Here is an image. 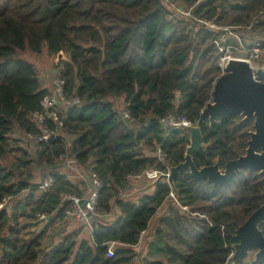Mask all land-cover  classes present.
I'll return each mask as SVG.
<instances>
[{
	"label": "trees",
	"instance_id": "trees-1",
	"mask_svg": "<svg viewBox=\"0 0 264 264\" xmlns=\"http://www.w3.org/2000/svg\"><path fill=\"white\" fill-rule=\"evenodd\" d=\"M169 1L191 15L162 0H0V264H227L237 229L264 204V176L241 170L216 187L183 169L174 191L162 181L147 193L135 177L184 162L190 135L165 128L169 115L201 129L197 168L223 170L246 154L254 121L202 115L221 76L222 35L203 21L263 40L264 0ZM41 57L58 58L68 103L63 126L47 118L54 133L33 144L50 94L32 61ZM76 168L102 184L91 236L81 223L46 245L69 196L86 193ZM251 253L236 264H264Z\"/></svg>",
	"mask_w": 264,
	"mask_h": 264
},
{
	"label": "water",
	"instance_id": "water-1",
	"mask_svg": "<svg viewBox=\"0 0 264 264\" xmlns=\"http://www.w3.org/2000/svg\"><path fill=\"white\" fill-rule=\"evenodd\" d=\"M262 75V71L257 72V76ZM202 115L209 119L210 124L230 116H241L244 121H254V131L250 133L246 154L229 161L223 170L217 164L197 168L193 155L204 148L201 129L197 126L183 127L190 135V146L184 162L171 168L169 174L162 175L151 186L155 187L166 180L174 191V180L183 169H188L196 181L206 180L216 187L230 183L241 170L264 176V82L254 79L248 62L231 60L228 63L226 73L215 82L212 99ZM263 222L264 204L237 229L234 237L238 242L234 245V255L227 264L239 261L252 250H256V258L264 257V234L260 229Z\"/></svg>",
	"mask_w": 264,
	"mask_h": 264
},
{
	"label": "built area",
	"instance_id": "built-area-1",
	"mask_svg": "<svg viewBox=\"0 0 264 264\" xmlns=\"http://www.w3.org/2000/svg\"><path fill=\"white\" fill-rule=\"evenodd\" d=\"M162 1H164V3L167 5L170 3V6L173 8L176 7L179 14H182L186 17L191 15V10L188 11L183 7L180 8L176 2H170L169 0ZM203 23L207 26L209 25L211 30H222L221 37L214 42V45L220 54L217 66L221 71V76L226 73V67L231 60H242L248 62L251 66L254 79L256 81H261V78L264 77V39L253 40L247 38V40H244L245 36L243 39V35H237L235 32L237 30L235 29H230L228 27L222 29L214 23H208L204 21ZM56 71L57 70L52 71V69H50L49 72L51 73L48 76H43V87H48L50 94H47L43 98L40 103L41 111L37 112L36 114V118L41 128V134L37 137H32L33 144L48 142L50 136L54 133V131L50 130L46 125L47 118L53 120V122L56 124V129H58L57 127L63 126V122L59 117V109L62 107V104H67L68 101L65 98V81L60 77L55 78L54 73L58 74ZM259 71L263 72L262 76H257V72ZM123 116L125 118H130L129 112L126 110L123 112ZM161 122L167 129H182L183 127L191 126V123L186 119L179 118L176 120L172 115L167 116ZM162 175L167 174H163L157 170H149L145 173L144 177H135V180L139 182V179L145 178V180H147L149 183L151 182L152 184ZM87 180L88 189L82 198L77 196H69V200L74 203V206L72 210L66 211V216L67 218L84 223L85 225H88L87 227L91 228L92 222L95 220L97 215L96 212L97 206L99 204V193L102 188V184L95 174L89 175ZM171 197L175 198L174 194H171ZM233 255L234 253L230 256V258ZM231 264H236V262H232Z\"/></svg>",
	"mask_w": 264,
	"mask_h": 264
},
{
	"label": "rangeland",
	"instance_id": "rangeland-1",
	"mask_svg": "<svg viewBox=\"0 0 264 264\" xmlns=\"http://www.w3.org/2000/svg\"><path fill=\"white\" fill-rule=\"evenodd\" d=\"M182 6L185 9L186 6L183 5V4H182ZM235 32H236L237 35H243V39H244V36H245V39L244 40H247V38L248 39L249 38L252 39V37L248 33H245L244 30H240L239 29V30H237ZM246 34H247L248 37L246 36ZM32 61L35 63V65H36V67L38 69V72H39L40 76H48L51 73V72H49L50 69H52V71H55L57 69L56 66L58 64V58H56V57H51L50 59H47L46 57H41V58H38V59H33ZM54 76H55V78H58L59 77V74H55L54 73ZM24 146L26 147V149L33 150L32 147L31 148L28 147V145L25 144V142H24ZM33 153H34V151H33ZM165 182H166V180H163L162 183H165ZM152 184H151V182L149 183L147 180H145V178H141V179H139V182H137V188H138V190L147 193L151 188H153L151 186ZM147 188H149V190H147ZM138 193H140V192H138ZM133 194H136V193L133 192ZM65 220L66 221H64V222H61V223L58 222V223H56L54 226L50 227L47 230V233H46V237L47 238H46V242H45L46 245L50 244L51 242L57 243L58 240L61 237H63L65 234H68L70 232H73V231H77L78 230L77 227H75L73 224H71V223H73L72 220H67V219H65ZM45 226H46V224L42 226L41 230ZM37 229L38 228L36 226H33V227L31 226V227L27 228L26 231H25L26 236H28L29 234H34L37 231ZM91 232H92V229L86 230L85 231L86 235L85 234H82V237L89 238L88 235H90ZM249 256L251 258H253L254 257V253H250Z\"/></svg>",
	"mask_w": 264,
	"mask_h": 264
},
{
	"label": "crops",
	"instance_id": "crops-1",
	"mask_svg": "<svg viewBox=\"0 0 264 264\" xmlns=\"http://www.w3.org/2000/svg\"><path fill=\"white\" fill-rule=\"evenodd\" d=\"M74 172H76V173L79 174V177H77V179H78L79 181L76 182L77 185H78V187H79L81 190H86V191H87V189H88V184H87V182H88V180H87V179H88V176L83 175L82 171H81L79 168H76V170H75ZM136 187H137V185H136ZM152 187H153V186H152ZM151 189H152V188H151ZM147 190H149V188H147ZM147 190H146V191H147ZM149 191H150V190H149ZM138 192H139V190H138ZM163 209H164V208H161V210H163ZM161 212H163V211H161ZM67 220H72L73 223H71V224H73V225H74L75 227H77L78 229L83 228V226L81 225V223H80L79 221L74 220V219H71V218H67ZM86 230H88V227H87V226L83 228V234H85V235H86V233H85ZM88 236L90 237L91 234L88 235ZM134 264H139V262H138V261H135Z\"/></svg>",
	"mask_w": 264,
	"mask_h": 264
},
{
	"label": "flooded vegetation",
	"instance_id": "flooded-vegetation-1",
	"mask_svg": "<svg viewBox=\"0 0 264 264\" xmlns=\"http://www.w3.org/2000/svg\"><path fill=\"white\" fill-rule=\"evenodd\" d=\"M258 174V173H257Z\"/></svg>",
	"mask_w": 264,
	"mask_h": 264
}]
</instances>
